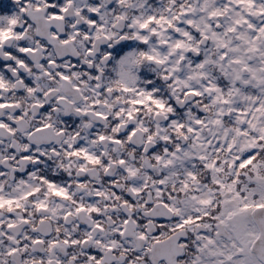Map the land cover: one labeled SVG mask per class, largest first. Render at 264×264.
Listing matches in <instances>:
<instances>
[{
  "label": "snow or ice",
  "instance_id": "obj_1",
  "mask_svg": "<svg viewBox=\"0 0 264 264\" xmlns=\"http://www.w3.org/2000/svg\"><path fill=\"white\" fill-rule=\"evenodd\" d=\"M0 264H264V0H0Z\"/></svg>",
  "mask_w": 264,
  "mask_h": 264
}]
</instances>
